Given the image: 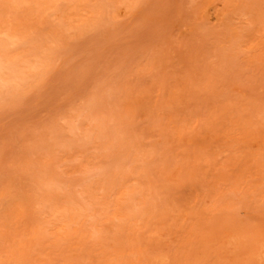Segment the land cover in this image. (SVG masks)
<instances>
[{
    "label": "rangeland",
    "instance_id": "374dc122",
    "mask_svg": "<svg viewBox=\"0 0 264 264\" xmlns=\"http://www.w3.org/2000/svg\"><path fill=\"white\" fill-rule=\"evenodd\" d=\"M54 1H0L54 54L0 99V264H264V0Z\"/></svg>",
    "mask_w": 264,
    "mask_h": 264
},
{
    "label": "bare ground",
    "instance_id": "6f19581e",
    "mask_svg": "<svg viewBox=\"0 0 264 264\" xmlns=\"http://www.w3.org/2000/svg\"><path fill=\"white\" fill-rule=\"evenodd\" d=\"M1 5L9 9L17 8L24 1H31L35 6L57 7L54 0H0ZM18 27L0 29V99L19 93L34 81L40 79L54 59L49 47H40L29 42L28 31ZM125 194L128 192L121 188ZM127 197L128 207H135V199ZM43 201L40 200L39 203ZM14 209L21 210L24 206L19 198L12 199ZM66 217V215H65ZM73 226V224H72ZM260 247L263 244H259Z\"/></svg>",
    "mask_w": 264,
    "mask_h": 264
}]
</instances>
